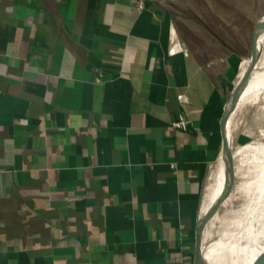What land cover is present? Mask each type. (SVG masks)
Instances as JSON below:
<instances>
[{"label":"crops","instance_id":"0c3cea01","mask_svg":"<svg viewBox=\"0 0 264 264\" xmlns=\"http://www.w3.org/2000/svg\"><path fill=\"white\" fill-rule=\"evenodd\" d=\"M178 8L0 0V264H193L224 105Z\"/></svg>","mask_w":264,"mask_h":264},{"label":"rangeland","instance_id":"374dc122","mask_svg":"<svg viewBox=\"0 0 264 264\" xmlns=\"http://www.w3.org/2000/svg\"><path fill=\"white\" fill-rule=\"evenodd\" d=\"M175 1L179 6L176 25H184L192 33L204 31L201 45L216 58L211 73L216 75L215 85L225 105L240 80L242 68L248 67L252 29L259 22L264 24V0ZM198 33L193 35L200 39ZM214 35L219 38V44L210 39ZM258 40V59L252 67V71L257 70L252 78L256 84L253 93L257 92V95L237 108L227 140L235 170L232 186L237 189L232 190L224 204L217 206L214 219L204 230L201 247L203 252L209 251L204 264H242L252 250L264 246V238L260 235L242 236L244 229L233 226L244 214L241 211L249 206L257 214L248 226L257 229L262 224L264 227V32ZM238 150H245V153L239 155Z\"/></svg>","mask_w":264,"mask_h":264},{"label":"water","instance_id":"95a60500","mask_svg":"<svg viewBox=\"0 0 264 264\" xmlns=\"http://www.w3.org/2000/svg\"><path fill=\"white\" fill-rule=\"evenodd\" d=\"M252 35H251V40H250V57H249V64L248 68L246 69L247 71L244 73L243 77L240 79V81L234 86L232 89V93L230 94L229 100L224 105L223 109V114L221 116L220 122H219V129H220V136H221V159L223 162V171H224V180H223V191L222 193L218 196L217 200L213 203L211 206V209L208 211L206 216H201L197 223H196V228H195V237H194V260L193 264H204V257H203V251L201 247V241H202V236L203 232L205 229V223L209 219H211L214 216V213L217 210V206L221 203L224 202L225 199L229 197V195L232 192V185L234 181V168L232 165V151L229 148L228 141H227V129H226V124L228 119L230 118L231 113L235 110V104L236 101L238 100L239 94L244 91V88L246 87L249 77L252 72V67L256 63L258 59V52L256 50V43L258 36L264 32V24H261L260 22L257 23L253 29H252ZM230 105L226 109L227 104ZM249 264H264V248L259 250L254 258L251 260Z\"/></svg>","mask_w":264,"mask_h":264},{"label":"bare ground","instance_id":"6f19581e","mask_svg":"<svg viewBox=\"0 0 264 264\" xmlns=\"http://www.w3.org/2000/svg\"><path fill=\"white\" fill-rule=\"evenodd\" d=\"M262 34H260L258 37L260 38V36H261ZM258 39H257V43H256V47L258 46ZM258 52V51H257ZM248 62V61H247ZM249 63V62H248ZM247 66V65H246ZM246 66H244L243 68H242V70H243V72H242V75H241V77H240V79L243 77V75H244V73L247 71L246 69L248 68H246ZM257 70H254V71H252L251 72V75H250V77H249V81H248V83H247V85H246V87L244 88V91H242V93H240L239 94V97H238V100L236 101V104H235V110L231 113V115H230V118L229 119H231V121H232V117H234V115H235V113H236V111L238 110L237 108L240 106V105H242L243 103H248L249 102V100H250V97H254V98H256L255 96L257 95V92L256 93H253L254 92V90H255V86H256V84H255V81L254 80H252V78H253V74L256 72ZM240 81V80H239ZM238 81V82H239ZM263 85V84H262ZM257 88V87H256ZM263 89H264V87H263ZM261 90V89H260ZM256 100V99H255ZM226 105V104H225ZM229 105H230V102H229V104H227V106H226V109L229 107ZM227 111H228V109H227ZM229 119H228V121H227V123L229 122ZM226 127H227V124H226ZM232 128V124H231V122H230V129ZM230 129H229V131H228V134H230L231 133V131H232V129H231V131H230ZM227 134V135H228ZM263 145V144H262ZM252 148V147H251ZM261 148V147H260ZM259 148V149H260ZM253 149H255V148H253ZM262 150V149H261ZM262 152V151H261ZM237 153L240 155L241 153H245V150H238L237 151ZM219 166H218V168H219V171H218V175H217V180H216V184H215V189L213 190V195H212V197L210 198V200H209V205H207V207L206 208H204V211H203V213H202V217L203 216H206L207 215V213H208V211L211 209V206L213 205V203L215 202V200L218 198V196L222 193V191H223V180H224V171H223V162H222V159H221V161H219ZM243 163V162H242ZM262 164V163H261ZM258 167V166H257ZM261 168V167H260ZM235 171V170H234ZM217 172V171H216ZM214 181V180H213ZM207 187V186H206ZM249 194V193H248ZM229 197H230V195H229ZM228 197V198H229ZM228 198L227 199H225V201L224 202H221L222 204H224L227 200H228ZM233 200V199H232ZM250 201V200H249ZM233 212H235L236 213V211H235V209H233ZM242 213H244L243 215L241 214V216H240V219H239V221H237V223H235L233 226H235V227H238V228H240V229H244V231L242 232V236H248L249 238H252L253 236L255 237V236H259L260 235V237H262V238H264V227L262 226V224L261 225H258L259 227L257 228V229H254V228H251V227H249L248 226V222H250L252 219H253V217L257 214L256 213V211L255 210H253V211H251V209H250V207L249 206H246V208L244 209V210H242L241 211ZM234 213V214H235ZM245 215V217L243 218V216ZM214 217H215V215H214ZM214 217H212L211 219H209L208 221H206V223H205V228L208 226V224L214 219ZM244 219H245V221H244ZM256 219V216L254 217V220ZM253 222V221H252ZM253 229V230H252ZM205 230V229H204ZM208 232V231H207ZM241 232V231H240ZM205 233V231L203 232V234ZM234 234V233H233ZM238 236H239V234H238ZM203 238V237H202ZM210 239V238H209ZM208 240V239H207ZM214 240V239H213ZM257 242H258V240H257ZM203 243V242H202ZM222 244V243H221ZM203 245V244H202ZM263 245H264V243H263ZM259 248V249H258ZM256 250L254 249V250H252L248 255V257H247V260L245 259L244 260V262H242V264H249L250 262H251V260L254 258V256H255V254L259 251V250H261L262 248H264V246L263 247H258ZM211 253V252H210ZM252 253V254H251ZM209 254V251L207 250L206 252H203V257L206 259V257H207V255ZM237 259V258H236ZM215 260V259H214ZM236 262H238V260H236ZM235 262V263H236Z\"/></svg>","mask_w":264,"mask_h":264},{"label":"built area","instance_id":"2783aa9c","mask_svg":"<svg viewBox=\"0 0 264 264\" xmlns=\"http://www.w3.org/2000/svg\"><path fill=\"white\" fill-rule=\"evenodd\" d=\"M141 7H142V3L140 1L137 2V8H141ZM172 125L174 127L179 128V127H182L184 125V122H179V121L178 122H173Z\"/></svg>","mask_w":264,"mask_h":264}]
</instances>
